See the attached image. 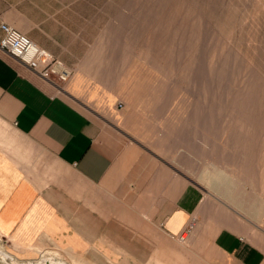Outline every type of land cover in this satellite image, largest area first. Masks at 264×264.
<instances>
[{
  "label": "crops",
  "instance_id": "crops-1",
  "mask_svg": "<svg viewBox=\"0 0 264 264\" xmlns=\"http://www.w3.org/2000/svg\"><path fill=\"white\" fill-rule=\"evenodd\" d=\"M83 5L0 0V24L63 62L72 72L64 87L88 105L82 104L87 112L78 108L0 50V241L7 254L19 264H188V244L198 250L195 264H264V252L247 238L222 228L209 239L192 224V218L202 224L203 200L188 184L179 142L130 119L137 101L128 99L138 96L132 84L145 70L130 63L127 95L112 82L118 69L98 66L102 37L76 11ZM78 72L102 90L89 92ZM218 184L211 181L221 209L249 235L264 234V225L234 212ZM222 184L236 188L227 177ZM188 229L192 238L181 242Z\"/></svg>",
  "mask_w": 264,
  "mask_h": 264
},
{
  "label": "rangeland",
  "instance_id": "rangeland-1",
  "mask_svg": "<svg viewBox=\"0 0 264 264\" xmlns=\"http://www.w3.org/2000/svg\"><path fill=\"white\" fill-rule=\"evenodd\" d=\"M75 1L85 2L76 11L90 17L91 32L102 37L98 66L118 69L112 82L125 95L130 63L145 70L146 83L140 73L132 84L138 96L128 99L137 101L130 119L177 140L186 152L180 156L188 184L203 200L202 224L192 218L197 231L213 239L228 228L264 252V234L249 235L238 218L221 209L211 185L219 176L221 193L227 177L237 190L226 191L237 192L243 204L231 207L234 212L254 227L264 225L254 214L257 209L264 214V0ZM83 79L89 92L102 90L95 80ZM63 93L81 99L66 87ZM74 99L68 98L87 112V103ZM190 238L187 234L186 241ZM187 247L188 264H195L198 250ZM0 249L6 252L2 241Z\"/></svg>",
  "mask_w": 264,
  "mask_h": 264
},
{
  "label": "built area",
  "instance_id": "built-area-1",
  "mask_svg": "<svg viewBox=\"0 0 264 264\" xmlns=\"http://www.w3.org/2000/svg\"><path fill=\"white\" fill-rule=\"evenodd\" d=\"M0 50L26 65L38 76L54 84L60 92L72 75L71 70L46 49L39 47L26 35L9 24L1 23ZM122 103L119 108H122ZM190 234V229L185 232ZM182 238V237H181ZM0 264H6L0 260Z\"/></svg>",
  "mask_w": 264,
  "mask_h": 264
},
{
  "label": "bare ground",
  "instance_id": "bare-ground-1",
  "mask_svg": "<svg viewBox=\"0 0 264 264\" xmlns=\"http://www.w3.org/2000/svg\"><path fill=\"white\" fill-rule=\"evenodd\" d=\"M218 183H219V180L221 179L219 176H218ZM217 184V183H216ZM218 188H219V190H222V189H220L221 187H220V183L218 184ZM226 194L227 195V198L228 199H230L231 201H232V203H233V206H236V207H243V204L240 202V200H238V195H237V192H227L226 190H224V191H222L221 192V194ZM256 213V219H257V221H258V223L260 224V223H263V221H264V214L263 213H260V212H258V209H257V211L256 212H254V214ZM182 237V238H181ZM186 238H187V234L186 233H183L180 237H179V240H181V242H184V241H186ZM180 242V241H179ZM0 251H2L1 249H0ZM2 252H4V251H2ZM4 253H6V252H4ZM9 255V254H8ZM1 256V255H0ZM43 260V259H42ZM41 262V260L39 261V262H37V264H39ZM56 262V264H65V263H63V262H60V261H55ZM10 264H19L18 262H16V260L12 257L11 258V260H10ZM53 264H55V263H53Z\"/></svg>",
  "mask_w": 264,
  "mask_h": 264
},
{
  "label": "water",
  "instance_id": "water-1",
  "mask_svg": "<svg viewBox=\"0 0 264 264\" xmlns=\"http://www.w3.org/2000/svg\"><path fill=\"white\" fill-rule=\"evenodd\" d=\"M0 255H1L0 256L1 261H3L6 264H10V260L12 258L10 255H8L7 253H4L2 251H0ZM53 263L56 264L55 260H53V259H43V260H41V262L39 264H53Z\"/></svg>",
  "mask_w": 264,
  "mask_h": 264
}]
</instances>
